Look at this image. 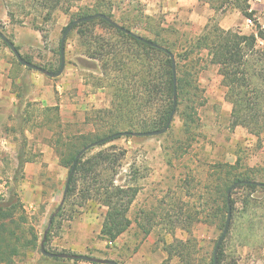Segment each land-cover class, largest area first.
Masks as SVG:
<instances>
[{"label":"trees","instance_id":"1","mask_svg":"<svg viewBox=\"0 0 264 264\" xmlns=\"http://www.w3.org/2000/svg\"><path fill=\"white\" fill-rule=\"evenodd\" d=\"M208 1L215 11L224 6V3L218 7L213 0ZM37 3L41 8L53 10L60 0H37ZM132 3L130 0L129 7ZM121 4L126 2L95 0L79 6L70 15L73 21L91 14L104 13L125 29L154 41L175 55L177 106L166 136L175 130L176 117L180 118L182 124L177 131L180 132L179 137L173 139L175 144L167 146V149H172V152L169 150L171 155L167 154L170 164L173 158L184 156L200 137L199 109L205 105L200 74L209 64L218 66L222 76V84L226 88L225 99L232 104V125L242 126L256 136L264 133L263 24H258L255 32L243 34L239 30L221 27L218 17L213 16L200 33H183L172 38L171 32L177 30L154 23L155 17L144 13L139 0L129 11L127 8H120ZM232 6L244 17L255 19L256 11L251 8L249 0H232ZM48 14L51 15V12ZM67 26L62 29V34ZM98 26L107 30V34H96ZM75 28L83 38V54L99 65L100 74L93 78L96 86L107 89L110 104L97 109L86 119V130L77 131L57 124L58 107L46 109L48 117L53 116L49 120L56 121L50 142L59 156L60 165L68 170L70 176L63 205L53 218L50 231L66 207L74 203L73 199L82 184L80 206L92 200L106 207L101 236L114 242L132 223L129 211L138 193V188L134 185L116 183L117 168L124 152L115 145L105 146L120 137L88 149L77 160L72 172L74 163L83 148L115 133L164 128L175 104L174 65L171 55L165 49L148 44L104 18L81 22ZM180 36L184 38L183 41ZM2 45L8 47L0 39V46ZM60 45L61 38L57 50L61 57ZM17 48L20 49L18 46ZM23 57L34 62L27 56ZM14 59L22 66L16 57ZM31 104L27 102L25 111ZM26 153L24 150L18 154L21 169L26 162L32 160V156ZM187 177L191 181L186 182L185 193L193 200L189 214L191 223L213 225L222 233L231 212V224L226 238L233 233L240 216L249 214V230L255 228V214L252 211L264 208V168L243 165L239 159L235 163L216 161L208 166L204 178H198L192 172ZM234 184L236 185L232 188ZM24 213L21 192L18 185L14 184L7 193L0 195V264L22 263L26 250L33 246V240L25 237L26 230L21 227L23 223L15 219L18 214L20 220L26 221ZM187 232L190 236L186 240L176 239L165 246L169 258L178 257L177 264H215L214 250L218 239L208 255L197 258L192 230L187 229ZM226 238L219 247L216 264H236L235 260L227 262ZM45 258L51 260L52 264H70V259L63 257Z\"/></svg>","mask_w":264,"mask_h":264},{"label":"rangeland","instance_id":"2","mask_svg":"<svg viewBox=\"0 0 264 264\" xmlns=\"http://www.w3.org/2000/svg\"><path fill=\"white\" fill-rule=\"evenodd\" d=\"M94 1L60 0L57 8L50 10L41 8L37 0H0V29L10 36L22 55L31 58L40 66L56 71L60 65L57 50L62 29L72 21L70 13L77 11L79 6ZM120 1L126 2L121 4L120 8H127L129 11L138 0H132L130 7V0H115L118 3ZM139 1L144 13L155 17L154 23L177 30L171 32L172 38L183 33L198 34L204 27L190 21L188 15L176 22L169 20L161 11L150 15L144 1ZM213 2L218 7L224 3L214 14L219 21L224 14L235 9L232 0ZM249 4L256 11L253 23L247 26L246 17L238 10L241 14L240 24L230 29L250 34L255 32L258 24L264 25V0H249ZM95 33L105 35L107 30L98 26ZM180 40L183 41L184 38L180 36ZM2 48L4 52H8L6 59L13 66L12 71L19 84V92L24 94V97L36 90L32 79L38 74L44 76L56 92L57 84H62L68 72L74 73V76L69 77L70 85L77 84L80 76H87L88 81L96 86L93 76L100 74L99 65L88 60L83 54V38L76 28L67 37L66 66L58 77H49L24 65L19 66L10 48L4 45ZM204 55L206 56L205 52ZM94 66L96 74L93 73ZM200 84L205 99V105L199 109L200 137L184 156L173 158L172 164L168 162V155H171L169 150L172 152V149H167V146H173V139L179 137L180 132L177 131L182 124L179 117H176L174 122L175 130L168 136L166 132L156 136L134 138L121 136L105 146L115 145L124 152L117 168L116 183L130 184L138 188L136 199L129 211L132 223L127 231L114 242L103 238L101 227L107 209L92 200L80 206V188L83 186L80 184L73 199L74 203L66 207L58 217L55 227L51 231L49 229L44 243L47 251L87 254L113 259L119 264H177L178 257L169 258L164 248L176 239L186 240L190 236L187 229H191L196 242V257L208 255L221 232L213 225L190 222L189 214L193 200L185 193L186 182L190 180L187 174L192 172L198 178H204L208 166L214 162L235 163L237 159L243 165L264 168V133L256 136L242 126L232 125V104L225 99L226 88L222 84L218 66H205L200 74ZM105 90L110 104V95L107 89ZM80 99L84 108L74 110L71 117L63 115L69 118V121L66 119L63 122L68 124L66 128L71 131L86 130V119L97 109L104 108L96 107L92 101H88L86 91H83ZM3 104V107H6V103ZM23 106L24 100L19 107ZM5 109L8 117L0 113V125L4 123L0 132V195L7 193L14 184L18 185L26 221L20 220L18 214L15 219L23 223L21 227L26 230L25 237L33 240V246L26 250L24 261L19 264H52L42 252V241L50 217L56 212L64 196L68 170L60 165L56 152H41L39 144H46V133L25 132L20 127L22 119L12 117L8 108ZM1 111L5 110L1 108ZM24 150L36 160L21 169L18 154ZM45 154L43 160L41 157ZM252 212L255 214V228L249 230V214L240 216L234 225L233 233L226 238L227 262L235 260L236 264H264V208L254 209ZM70 264L95 263L70 259Z\"/></svg>","mask_w":264,"mask_h":264},{"label":"crops","instance_id":"3","mask_svg":"<svg viewBox=\"0 0 264 264\" xmlns=\"http://www.w3.org/2000/svg\"><path fill=\"white\" fill-rule=\"evenodd\" d=\"M147 7V12L152 15L158 11L163 12L170 20L175 22L181 20L184 16L188 15L189 20L193 23L205 26L211 17L215 14V9L212 8L208 0H143ZM237 9L229 11L224 14L220 19L221 27L230 29L240 24L241 16ZM8 53V52H7ZM2 46H0V109L2 116H9L21 118L22 123L20 127L25 132H38L46 133V144H39L42 148L41 152L51 151L55 152L54 145L50 142L51 137L55 131L56 121H50L46 113L47 108L58 107V121L57 124H64L65 118L71 117L74 110L84 108L83 101L80 99L83 91L88 94V101H92L96 107H106L109 102L107 99V92L103 87L94 86L88 81V77L80 76V81L75 85H70L69 77L74 76L73 72H68L62 80V84L58 83L54 90L53 85L49 84L44 76L40 74L33 77L32 81L35 84L36 90L27 94L25 97L19 92V84L16 81L12 71V64L8 63L6 57L8 56ZM93 73L96 72V67H93ZM90 75V74H88ZM86 79V80H85ZM88 81V82H87ZM24 100V106L20 108V104ZM27 102H31V106L25 111ZM6 103V107H3ZM35 111H34V110ZM4 123L0 125V132L3 130ZM68 125V124H66ZM65 125V126H66ZM64 127V126H63ZM46 154L41 157L45 160ZM36 159L32 156V160L25 163L26 166L31 165Z\"/></svg>","mask_w":264,"mask_h":264},{"label":"water","instance_id":"4","mask_svg":"<svg viewBox=\"0 0 264 264\" xmlns=\"http://www.w3.org/2000/svg\"><path fill=\"white\" fill-rule=\"evenodd\" d=\"M104 18L106 19L107 21H109L112 25H114L115 27L117 28H120L122 30H125L127 31L128 33H131L132 35L140 38L141 40L147 42L148 44L150 45H153V46H156V47H159V48H163L165 49L167 52H169V54L171 55V58L173 60V65H174V82H175V93H174V109L172 111V114L170 116V119L168 121V123L166 124V126L164 128H161V129H156V130H147V131H122V132H119V133H115L113 135H110L100 141H97L91 145H88L86 146L85 148H83L79 154L77 155V159L74 163V166H73V169H72V172L74 171L75 169V164L77 163V160L88 150L90 149L91 147L93 146H97L101 143H104V142H107L109 140H112L113 138L115 137H121V136H127V135H131V136H156V135H161V134H164L165 132L168 131V129L170 128L171 126V123L173 121V118H174V115H175V112H176V106H177V89H176V86H177V72H176V65H175V55L170 52L167 48H164L163 46L155 43L154 41L150 40V39H147L143 36H139L137 35L136 33H134L133 31H129L127 29H125L124 27H122L116 20H114L113 18L107 16L106 14L104 13H96V14H91V15H88V16H84V17H80V18H77L75 20H73L68 26L67 28L65 29V31L63 32L62 34V37H61V45H60V53H61V57H60V65H59V68L56 70V71H51L43 66H40L34 62H31V61H28L26 60L23 55L21 54L20 50L17 48L16 44L14 43V41L4 32L0 29V39H2L7 45L8 47L10 48V50L13 52V54L15 55V57L17 58V60L24 66L28 67V68H31L33 70H36V71H39L49 77H58L60 76L64 69H65V66H66V40H67V37L68 35L70 34V32L75 28V26L81 22H86V21H91V20H94L96 18ZM69 180H70V176H68L67 178V181H66V186H65V190H64V196H63V199L59 205V207L57 208L56 212H54L52 214V216L50 217V220H49V226L48 228L46 229L45 231V235H44V239L42 241V252L43 254L49 256V257H63V258H67V259H73V260H83V261H87V262H92V263H98V264H119L117 261L113 260V259H108V258H99V257H95V256H91V255H87V254H70V253H55V252H50V251H47L44 247V243L46 241V238H47V234L49 232V229H50V226L52 224V221H53V218L56 216L57 214V211L60 210V208L62 207L63 205V202H64V197L67 193V190H68V187H69ZM257 183L258 185H262V183H259V182H255ZM236 184H234L232 186L235 187ZM231 188V189H232ZM229 194H230V190H229ZM230 224H231V212H229L228 214V218H227V221H226V224H225V228L223 229L218 241H217V244L215 246V250H214V255H215V264L217 263V253H218V250H219V247L220 245L222 244V242L224 241V239L226 238V235L229 231V228H230Z\"/></svg>","mask_w":264,"mask_h":264},{"label":"built area","instance_id":"5","mask_svg":"<svg viewBox=\"0 0 264 264\" xmlns=\"http://www.w3.org/2000/svg\"><path fill=\"white\" fill-rule=\"evenodd\" d=\"M252 19L251 18H246V25L250 26L252 24Z\"/></svg>","mask_w":264,"mask_h":264}]
</instances>
